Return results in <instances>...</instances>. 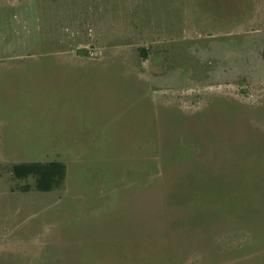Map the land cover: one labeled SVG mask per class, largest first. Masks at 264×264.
Instances as JSON below:
<instances>
[{
    "label": "rangeland",
    "instance_id": "rangeland-1",
    "mask_svg": "<svg viewBox=\"0 0 264 264\" xmlns=\"http://www.w3.org/2000/svg\"><path fill=\"white\" fill-rule=\"evenodd\" d=\"M263 50L264 0H0V264H264Z\"/></svg>",
    "mask_w": 264,
    "mask_h": 264
},
{
    "label": "trees",
    "instance_id": "trees-1",
    "mask_svg": "<svg viewBox=\"0 0 264 264\" xmlns=\"http://www.w3.org/2000/svg\"><path fill=\"white\" fill-rule=\"evenodd\" d=\"M262 57L264 59V50L262 51ZM11 171L15 175L21 177L28 173L37 175L36 186L41 191H47L58 183L64 176V165L57 162L49 163H21L11 164Z\"/></svg>",
    "mask_w": 264,
    "mask_h": 264
},
{
    "label": "crops",
    "instance_id": "crops-1",
    "mask_svg": "<svg viewBox=\"0 0 264 264\" xmlns=\"http://www.w3.org/2000/svg\"><path fill=\"white\" fill-rule=\"evenodd\" d=\"M9 70L8 67L6 68H3L2 70ZM7 116L5 115L0 123V137L2 138V140H4V138H11V142L14 143L15 141V136H18V135H22L24 134H27L30 132V130H32V123L31 121H28L26 123V126L24 128H20L17 124V126L13 125L8 118H6ZM29 126V128H28ZM23 127V126H22ZM31 127V128H30ZM17 140V139H16ZM18 141V140H17ZM9 157H6L4 155L0 156V161H3L5 159H7Z\"/></svg>",
    "mask_w": 264,
    "mask_h": 264
}]
</instances>
